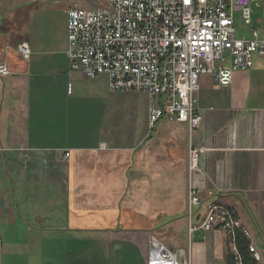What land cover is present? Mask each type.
<instances>
[{
	"label": "crops",
	"instance_id": "0c3cea01",
	"mask_svg": "<svg viewBox=\"0 0 264 264\" xmlns=\"http://www.w3.org/2000/svg\"><path fill=\"white\" fill-rule=\"evenodd\" d=\"M93 1L0 0L10 71L0 76V264H146L155 232L187 245L186 125L150 129L145 94L69 69L67 11ZM197 110L191 142L207 149L191 179L198 211L235 210L264 264V60L226 89L200 76ZM190 247L192 264H226L232 249L223 232L201 230Z\"/></svg>",
	"mask_w": 264,
	"mask_h": 264
},
{
	"label": "built area",
	"instance_id": "2783aa9c",
	"mask_svg": "<svg viewBox=\"0 0 264 264\" xmlns=\"http://www.w3.org/2000/svg\"><path fill=\"white\" fill-rule=\"evenodd\" d=\"M90 10L77 6L67 11V58L69 69L87 79L105 76L111 92H137L148 97V124L161 120L186 125L187 175L186 240L183 249H170L157 239L149 241L146 264H192L191 239L196 231L223 232L231 245L234 264H242L235 247L236 235L249 234L236 211L208 204L202 214L192 177L201 172L207 149L194 146L192 134L201 124L197 110L199 78L211 77L218 88H229L237 72L254 68L264 60V0H94ZM252 6L262 10L260 33L251 38L234 37V13L252 25ZM28 58L25 45L18 48ZM10 74L0 63V76ZM65 158L69 154L64 155ZM198 224L195 223V218ZM248 252L259 261L252 244Z\"/></svg>",
	"mask_w": 264,
	"mask_h": 264
},
{
	"label": "rangeland",
	"instance_id": "374dc122",
	"mask_svg": "<svg viewBox=\"0 0 264 264\" xmlns=\"http://www.w3.org/2000/svg\"><path fill=\"white\" fill-rule=\"evenodd\" d=\"M253 15H252V21L254 22L256 19H263L262 18V13L261 10L257 9V8H253ZM254 26V25H253ZM251 29L252 26H246L244 21L242 20L241 17V13L240 12H235L234 14V30H235V34L234 37L236 39H239L241 37H250V33H251ZM142 96H140V101H143L141 99ZM201 210L204 212V210L201 208ZM155 236L160 239V241H162L163 243H166L167 245L169 243H171L170 245L172 246V248L177 249V245H176V238H174L173 236H170L171 238H166V236L164 235V233L161 232H155ZM166 241V242H165Z\"/></svg>",
	"mask_w": 264,
	"mask_h": 264
},
{
	"label": "trees",
	"instance_id": "16d2710c",
	"mask_svg": "<svg viewBox=\"0 0 264 264\" xmlns=\"http://www.w3.org/2000/svg\"><path fill=\"white\" fill-rule=\"evenodd\" d=\"M249 242L241 235H236L235 247L239 253L242 264H257L248 252ZM226 264H234L233 255L229 252L226 256Z\"/></svg>",
	"mask_w": 264,
	"mask_h": 264
}]
</instances>
